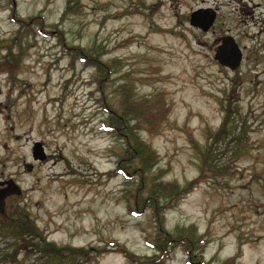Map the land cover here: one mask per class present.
Masks as SVG:
<instances>
[{
  "label": "rangeland",
  "instance_id": "rangeland-1",
  "mask_svg": "<svg viewBox=\"0 0 264 264\" xmlns=\"http://www.w3.org/2000/svg\"><path fill=\"white\" fill-rule=\"evenodd\" d=\"M253 2L0 0V181L21 189L0 218V264H47L45 242L82 248L70 264H151L158 230L175 238L161 264H264V30ZM198 8L216 9L212 30L190 25ZM225 35L245 47L234 70L213 59ZM123 82L168 108L138 134L156 154L147 179L163 191L158 216L150 205L130 213L151 188L115 172L123 141L103 129ZM34 142L45 159L33 160ZM12 216L34 235L14 232Z\"/></svg>",
  "mask_w": 264,
  "mask_h": 264
},
{
  "label": "trees",
  "instance_id": "trees-1",
  "mask_svg": "<svg viewBox=\"0 0 264 264\" xmlns=\"http://www.w3.org/2000/svg\"><path fill=\"white\" fill-rule=\"evenodd\" d=\"M77 57L78 58H76L75 60H80L81 62L86 63L87 65L94 66L97 64L96 60L90 59L86 54L78 53ZM97 66L99 67V65ZM97 72L100 73V69H98ZM96 81L98 82V80ZM115 93L119 98V105L117 107H109L107 106V103L105 104L106 108L104 107V111L108 113V119L106 120V123H104L103 126V129L107 133L111 134L114 139L123 141V152L125 154L118 161L117 166L115 168L116 171H114L116 173L123 174L125 177H127V179H131V176L138 175L140 179V187L145 188L146 186H149L151 188V195L150 198H148L147 200L149 201V203L145 205H143L145 199L142 200L140 196H137L135 194L136 197H133L132 204L135 206V209L129 208L130 213H137V210L139 211L142 207L150 205L155 210L154 215L158 216L159 214H161V212L164 211V208L166 206H159L161 203L160 201H158V199L160 197H163V191L159 184L155 185L154 179L150 181L147 179L148 173L152 170L151 167L156 164V154L152 152L149 147H146V145L139 139L138 134L140 131L144 130H147L149 132L156 131L159 128V124L161 123L162 119L167 116L168 108L166 106L163 96L160 94L157 95L156 98L154 97L152 101L136 99L129 82H123L118 84V86L115 88ZM156 104H158V107L156 106ZM226 120L227 117L225 116L223 118V121L225 122ZM135 158L139 159L138 166H134V169L128 167V164H130L132 159ZM135 171L137 172L135 173ZM169 192L170 194H173L174 190H169ZM167 197L170 205L168 204V202L167 204L169 206L175 205L177 203L176 196H171L170 198L169 194H167ZM0 218L5 219L7 218V215L1 214ZM10 220L12 221L13 228H15L13 229L14 232H19L22 236H25L26 233L29 236L34 235L35 229L29 226V221L23 222L22 220H15L13 216ZM4 225L5 224L3 223L0 224V231L2 230V226L4 227ZM24 226H26V229L23 228ZM158 234L162 237L160 240H157L156 238L154 240V244H152V247L154 248V254L149 259L151 264H161L164 255L166 254L167 246L175 240V238L168 236L161 230H158ZM44 240V238H40L39 242L44 243ZM201 242L202 241L200 237L198 243L200 244ZM194 243V241L191 243V245L187 243L188 248L192 249L191 246H195ZM34 245H36V243ZM116 246L118 247V251L123 253L129 259L140 260L139 258H136L134 254L129 252V250H127L124 246H119L117 244ZM39 249V253L42 255V259L47 264H70L67 258L69 256H75L76 252L80 254V257H84V255L85 257L87 256V254L83 252L82 248L73 249L71 247H57L56 245L50 242H45L44 245H41ZM66 251H69V254ZM188 253L191 254L190 250L188 251Z\"/></svg>",
  "mask_w": 264,
  "mask_h": 264
},
{
  "label": "water",
  "instance_id": "water-1",
  "mask_svg": "<svg viewBox=\"0 0 264 264\" xmlns=\"http://www.w3.org/2000/svg\"><path fill=\"white\" fill-rule=\"evenodd\" d=\"M215 17V12L210 9H198L190 15L189 22L192 26L198 27L202 31H207L212 25ZM214 59L223 66L233 70L239 66L241 61V51L234 41L233 37L227 36L222 40V43L217 47ZM33 160L45 159L43 146L40 142H34L32 147ZM27 171H31L32 165L25 166ZM21 194L20 187L13 179L0 181V214L5 211L6 200L11 196H19Z\"/></svg>",
  "mask_w": 264,
  "mask_h": 264
},
{
  "label": "flooded vegetation",
  "instance_id": "flooded-vegetation-1",
  "mask_svg": "<svg viewBox=\"0 0 264 264\" xmlns=\"http://www.w3.org/2000/svg\"><path fill=\"white\" fill-rule=\"evenodd\" d=\"M253 8H255L256 9V11H257V17L253 14H251V19H257V23L260 25V28H263V30H264V0H256V2H253ZM198 9H201V8H198ZM202 9H207V8H202ZM211 9V8H210ZM197 10V9H196ZM213 10V9H212ZM214 12H215V17H214V21H215V18H216V9H214L213 10ZM193 12V11H192ZM191 12V13H192ZM252 12V11H251ZM250 12V13H251ZM191 13H190V15H191ZM190 15H189V19H190ZM214 21H213V23H212V25L209 27V29L207 30V32L214 26ZM212 30V29H211ZM227 36H230V35H225V36H222V37H220V38H218L215 42H216V44H213L212 45V48H213V59H214V55H215V52H216V49H217V47L222 43V40L225 38V37H227ZM234 39V38H233ZM235 41V40H234ZM236 42V41H235ZM237 46L239 47V49H240V51H241V61H240V64H241V62L244 60V58H245V54H244V46H239L238 44H237ZM256 55H258L256 58H255V65L256 66H258L259 64H261V63H264L263 62V56H261V55H259V52H257L256 53ZM215 60V59H214ZM216 61V60H215ZM217 62V61H216ZM218 63V62H217ZM219 64V63H218ZM239 64V65H240ZM220 65V64H219ZM220 66H222V67H224V68H227V69H229L228 67H226V66H223V65H220ZM229 70H231V69H229ZM234 70V69H233ZM261 70H259V72H260ZM255 74H257V72L255 73Z\"/></svg>",
  "mask_w": 264,
  "mask_h": 264
}]
</instances>
